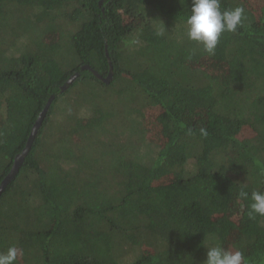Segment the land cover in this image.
<instances>
[{
	"label": "trees",
	"instance_id": "16d2710c",
	"mask_svg": "<svg viewBox=\"0 0 264 264\" xmlns=\"http://www.w3.org/2000/svg\"><path fill=\"white\" fill-rule=\"evenodd\" d=\"M99 1L0 0V182L55 96L0 194V253L203 264L221 246L264 264V217L248 216L264 191V6L220 0L246 19L208 55L187 38L191 0ZM105 48L109 83L80 70L107 76Z\"/></svg>",
	"mask_w": 264,
	"mask_h": 264
},
{
	"label": "clouds",
	"instance_id": "9594fccd",
	"mask_svg": "<svg viewBox=\"0 0 264 264\" xmlns=\"http://www.w3.org/2000/svg\"><path fill=\"white\" fill-rule=\"evenodd\" d=\"M246 19L242 6L221 10L220 0H191V14L187 18V38L202 45L208 55H214L216 46L223 32H235ZM160 34H163L162 32ZM202 134H203V130ZM242 199H248L249 193L243 188L238 193ZM251 203L248 216L264 217V191L255 190L250 194ZM206 259L203 264H247L241 250H226L221 246H206ZM19 251L9 247L0 253V264H15Z\"/></svg>",
	"mask_w": 264,
	"mask_h": 264
},
{
	"label": "water",
	"instance_id": "95a60500",
	"mask_svg": "<svg viewBox=\"0 0 264 264\" xmlns=\"http://www.w3.org/2000/svg\"><path fill=\"white\" fill-rule=\"evenodd\" d=\"M102 0L99 1V5H101ZM105 54L107 56V60L109 62V72L107 74V76L103 77L102 75H100L96 70H94L90 65H82L80 67V70H89L91 71L95 77H97L99 80H101L104 83H109V81L112 78V66H111V62L107 53V49L105 48ZM79 76V71L73 73L67 80L66 82L60 86V91H64L65 89H67V87ZM55 96L51 95L49 97V99L47 100L44 108L41 110V112L39 113V115L37 116L31 131L29 133L27 142L24 146V148L22 149V151L18 154L15 155L14 160H13V164L11 166V169L9 170V172L6 174V176L2 179V181L0 182V194L2 193V191L5 189V187L7 186V184L14 178V176L16 175V173L18 172V169L21 165V163L23 162L25 156L27 155V153L29 152L30 148H31V144L34 140V137L41 125V122L49 108V105L51 103V101L53 100Z\"/></svg>",
	"mask_w": 264,
	"mask_h": 264
},
{
	"label": "rangeland",
	"instance_id": "374dc122",
	"mask_svg": "<svg viewBox=\"0 0 264 264\" xmlns=\"http://www.w3.org/2000/svg\"><path fill=\"white\" fill-rule=\"evenodd\" d=\"M245 1H246L247 5H249L250 8H252L256 13H258L260 11V9L264 6V0H245ZM176 25H177V27H175V29H177L179 26L177 23L174 24V26H176ZM171 28H173V27H171ZM200 119H203V117L202 116H196V117L191 116V117L186 118V120L188 122L193 123L194 125L196 124V121L200 120ZM230 250H232V249L230 248ZM232 251H235V250H232ZM16 262H15V264H20V263H18V262L16 263ZM28 264H30V263H28Z\"/></svg>",
	"mask_w": 264,
	"mask_h": 264
}]
</instances>
